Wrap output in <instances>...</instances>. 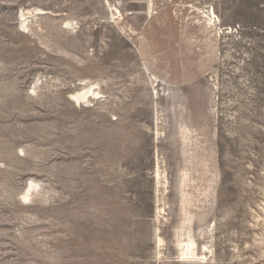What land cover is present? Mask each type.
<instances>
[{"label":"rangeland","instance_id":"374dc122","mask_svg":"<svg viewBox=\"0 0 264 264\" xmlns=\"http://www.w3.org/2000/svg\"><path fill=\"white\" fill-rule=\"evenodd\" d=\"M159 12L202 79L145 68ZM0 264H264V0H0Z\"/></svg>","mask_w":264,"mask_h":264},{"label":"crops","instance_id":"0c3cea01","mask_svg":"<svg viewBox=\"0 0 264 264\" xmlns=\"http://www.w3.org/2000/svg\"><path fill=\"white\" fill-rule=\"evenodd\" d=\"M160 12L142 28L139 54L145 68L159 81L173 86L202 79L213 63L206 57L200 59L201 55L206 54L205 43H200L201 37L198 35H192L191 41V25L187 23H174L175 35H165L168 26ZM193 55L199 58L191 59Z\"/></svg>","mask_w":264,"mask_h":264},{"label":"bare ground","instance_id":"6f19581e","mask_svg":"<svg viewBox=\"0 0 264 264\" xmlns=\"http://www.w3.org/2000/svg\"><path fill=\"white\" fill-rule=\"evenodd\" d=\"M27 23H28V18L25 17L23 13H21L20 27L27 30L28 28ZM96 88L94 84H90L89 86L86 85L81 90L70 94L69 100L79 105L82 103L88 104L91 100L97 99V97L100 95V93L97 92ZM183 127L185 126L183 125ZM29 183L30 184L26 186L25 192L23 194V199L25 202H27V200L30 199V192L37 185L34 181H30ZM179 246H180L181 255L185 260H190V261L197 260L198 255L194 250V243L191 240H188L187 242H181Z\"/></svg>","mask_w":264,"mask_h":264}]
</instances>
